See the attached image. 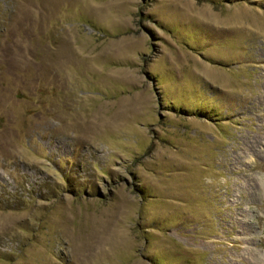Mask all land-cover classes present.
I'll return each instance as SVG.
<instances>
[{
    "label": "rangeland",
    "instance_id": "1",
    "mask_svg": "<svg viewBox=\"0 0 264 264\" xmlns=\"http://www.w3.org/2000/svg\"><path fill=\"white\" fill-rule=\"evenodd\" d=\"M0 264H264V0H0Z\"/></svg>",
    "mask_w": 264,
    "mask_h": 264
}]
</instances>
